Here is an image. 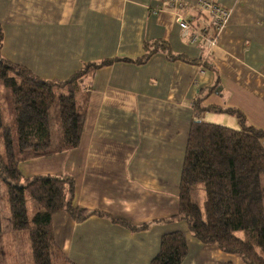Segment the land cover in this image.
Segmentation results:
<instances>
[{
	"label": "crops",
	"instance_id": "0c3cea01",
	"mask_svg": "<svg viewBox=\"0 0 264 264\" xmlns=\"http://www.w3.org/2000/svg\"><path fill=\"white\" fill-rule=\"evenodd\" d=\"M204 1L231 12L212 49L181 37L166 0H0L2 54L35 76L64 82L114 61L88 80L80 147L20 166L28 179L72 176L74 206L103 213L83 223L54 216L56 245L72 264H151L177 231L188 243L182 264H245L203 245L185 222L163 223L179 211L192 123L237 130L239 114L264 131V0ZM186 2L185 18H196L198 0Z\"/></svg>",
	"mask_w": 264,
	"mask_h": 264
},
{
	"label": "trees",
	"instance_id": "16d2710c",
	"mask_svg": "<svg viewBox=\"0 0 264 264\" xmlns=\"http://www.w3.org/2000/svg\"><path fill=\"white\" fill-rule=\"evenodd\" d=\"M3 47L0 25V264H72L56 245L54 216L67 213L83 223L103 213L74 206L72 176L28 179L20 166L80 147L88 80L114 61L87 64L64 82L47 81L4 58ZM152 53L148 48L137 63ZM238 116L241 128L237 130L192 123L179 211L163 223L185 222L203 245L236 255L245 264H264V131ZM3 212L9 215V233H4ZM114 221L132 230L149 226L135 228ZM187 255L186 235L177 231L162 237L151 264H182Z\"/></svg>",
	"mask_w": 264,
	"mask_h": 264
},
{
	"label": "built area",
	"instance_id": "2783aa9c",
	"mask_svg": "<svg viewBox=\"0 0 264 264\" xmlns=\"http://www.w3.org/2000/svg\"><path fill=\"white\" fill-rule=\"evenodd\" d=\"M167 7L177 17L181 37L188 39L191 44L204 41L209 49L214 48L219 41L221 32L228 26L231 17L223 6L210 1L198 0L196 4V18L202 20L203 26L196 25V18H185L184 12L189 6L186 0H166Z\"/></svg>",
	"mask_w": 264,
	"mask_h": 264
},
{
	"label": "rangeland",
	"instance_id": "374dc122",
	"mask_svg": "<svg viewBox=\"0 0 264 264\" xmlns=\"http://www.w3.org/2000/svg\"><path fill=\"white\" fill-rule=\"evenodd\" d=\"M3 229H4V233H9L11 231V227L9 225V215L5 214L3 212Z\"/></svg>",
	"mask_w": 264,
	"mask_h": 264
}]
</instances>
